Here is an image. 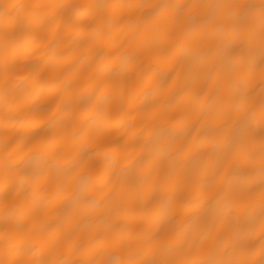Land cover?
I'll return each mask as SVG.
<instances>
[{
    "label": "snow or ice",
    "instance_id": "snow-or-ice-1",
    "mask_svg": "<svg viewBox=\"0 0 264 264\" xmlns=\"http://www.w3.org/2000/svg\"><path fill=\"white\" fill-rule=\"evenodd\" d=\"M0 125V264H264V0H0Z\"/></svg>",
    "mask_w": 264,
    "mask_h": 264
},
{
    "label": "clouds",
    "instance_id": "clouds-1",
    "mask_svg": "<svg viewBox=\"0 0 264 264\" xmlns=\"http://www.w3.org/2000/svg\"><path fill=\"white\" fill-rule=\"evenodd\" d=\"M252 2L259 4V0H252ZM256 56L259 57V48L256 49Z\"/></svg>",
    "mask_w": 264,
    "mask_h": 264
},
{
    "label": "bare ground",
    "instance_id": "bare-ground-1",
    "mask_svg": "<svg viewBox=\"0 0 264 264\" xmlns=\"http://www.w3.org/2000/svg\"><path fill=\"white\" fill-rule=\"evenodd\" d=\"M8 2H14V0H8ZM257 90H259V89L257 88ZM2 132H3V126L0 125V133H2ZM257 243H259V239L257 240Z\"/></svg>",
    "mask_w": 264,
    "mask_h": 264
}]
</instances>
